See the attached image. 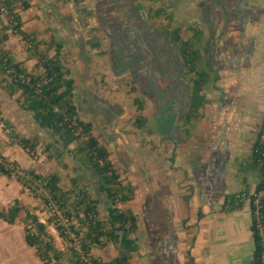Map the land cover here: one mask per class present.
I'll list each match as a JSON object with an SVG mask.
<instances>
[{"label":"crops","instance_id":"crops-1","mask_svg":"<svg viewBox=\"0 0 264 264\" xmlns=\"http://www.w3.org/2000/svg\"><path fill=\"white\" fill-rule=\"evenodd\" d=\"M214 1L143 0L136 7L134 0H29L30 7L21 11L26 31L62 44L60 59L74 79L80 118L93 123L123 183L134 186L133 198L124 204L138 218L139 250L132 264H246L252 258L249 195L258 173L249 166L257 136L249 127L264 116L262 100L226 95L229 84L243 92L245 81L214 80L202 90L203 106L187 113L192 75L185 74L171 35L179 29L183 40L199 47L201 65L216 75L215 54L238 50L241 40L235 44L231 37L240 30L256 34L264 5ZM7 32L1 47L15 60L24 58V48L10 45L20 38ZM224 61L218 66L225 70ZM36 62L28 56L24 64L39 71ZM209 87L218 90L216 97ZM103 249L109 253L99 256L103 260L117 254L112 243ZM15 250L10 241L1 244L0 262L8 263Z\"/></svg>","mask_w":264,"mask_h":264},{"label":"trees","instance_id":"trees-1","mask_svg":"<svg viewBox=\"0 0 264 264\" xmlns=\"http://www.w3.org/2000/svg\"><path fill=\"white\" fill-rule=\"evenodd\" d=\"M29 7V0H0V15L6 19L0 29L1 79L9 80V93L12 95L18 91L20 105L31 113L39 127L49 131L51 141L44 148L48 158L58 160L68 152L72 158L80 160L94 175L101 197L87 189L82 174L70 176V186L64 188L57 172L40 174L33 168L20 167L16 161H9L0 154V174L14 177L27 187L48 214L43 221L35 211L15 198L6 209H0V219L13 224L21 218L24 241L34 249L41 264H132L139 250L138 218L124 204L133 198L134 186L130 182L123 183L110 159V152L95 135L93 123L80 118L74 102V79L60 59L62 44L54 37L48 41L38 40L36 32L23 28L21 11ZM7 31L26 44L22 52L24 58L15 60L1 47L8 38ZM171 36L186 69L185 74L192 75L187 111L190 114L205 102L202 90L210 81V73L201 65L199 47H195L191 40H183L179 29H174ZM51 49L53 54L49 55ZM28 56L37 59L39 71L24 64ZM135 101L140 109L142 104ZM0 123L10 128L9 136L28 155H35L38 136L25 137L16 132L12 123L2 117L1 110ZM249 164L257 171L258 181L249 195L253 251L246 264H264V195L259 197L257 204L254 196L264 190V116L252 143ZM230 199L233 201V196ZM49 227L57 231L66 243L65 248L56 246ZM109 243L117 249L112 258L103 260L93 254V248H104Z\"/></svg>","mask_w":264,"mask_h":264},{"label":"rangeland","instance_id":"rangeland-1","mask_svg":"<svg viewBox=\"0 0 264 264\" xmlns=\"http://www.w3.org/2000/svg\"><path fill=\"white\" fill-rule=\"evenodd\" d=\"M133 1V0H132ZM136 2V7L142 5L143 0H134ZM255 1V0H252ZM214 0L210 4L214 5ZM264 5V0H261ZM260 13V14H259ZM33 16L32 11H26L24 16ZM3 17V15H2ZM1 18V17H0ZM4 18V17H3ZM31 17H28L25 21L26 28L30 29L31 26ZM258 24L256 25V34H253L251 30L247 31V34L243 35V30L241 34L231 37L233 42L238 43L240 41V47L235 52L227 53V50L218 49L217 51L221 53L219 57L216 56L215 50L213 54L214 64L211 66L216 71V75H210V81H208V86H211L214 80L221 82L222 84L228 81L232 82H246L248 83L247 89H244L243 92L237 88L227 86L224 90L226 95H235L237 92L241 96H246L247 98L257 95L262 100L261 112L264 113V9L260 12L258 11L257 16ZM3 25V21H0V29ZM252 30H254L252 28ZM237 39V40H236ZM10 45L17 46L20 45L21 48H26V44L18 38H13ZM210 47V43H208ZM204 46L202 49L204 50ZM217 52V53H218ZM229 54V55H228ZM236 54L239 59L238 61L232 60L233 55ZM218 55V54H217ZM230 58V59H229ZM225 60V61H224ZM230 60V63H229ZM223 61L227 63V68L224 70L222 67L219 68L218 65H222ZM230 67V68H229ZM219 68V69H218ZM225 72V73H224ZM9 80L3 81L0 80V107L2 114L5 115L7 120H11L13 129L25 137L38 136V144L36 147V153L34 156H30L27 152L9 136L10 128H7L4 124L0 123V154L4 156L9 161H16L20 167L23 168H33L40 174H48L51 172H57L61 177V185L64 188L70 186L69 178L77 174H82L83 179L87 182L86 186L89 191L92 192L97 197H101V194L98 191V186L94 175L88 170L85 164H82L80 160H75L71 157L70 153L66 152L64 155L58 159L48 158V152L45 151V146L51 141L50 135L44 129H37V124L34 119L29 115V112L21 107H17L16 101L21 100L19 92L15 91L12 95L9 93ZM244 82V83H245ZM233 84V83H232ZM226 86V85H225ZM207 91L211 96L216 97L218 90L207 88ZM213 93V95H212ZM228 93V94H227ZM256 97V98H257ZM4 115H2L4 117ZM4 117V118H5ZM261 115H259L254 124H251L249 129L253 136L258 134V131L261 128L262 124ZM37 134V135H36ZM1 160V157H0ZM18 187H16V185ZM17 198L22 201L27 208L32 211H35L43 221L47 217V212L45 211L43 204L40 203L38 198L33 196V193L29 191L27 187L18 182L14 177H6L0 174V209H6L10 204L13 203V200ZM104 215V211L102 210ZM23 216V214H22ZM24 223L19 217L15 223L8 224L7 222L0 219V246L4 245L5 241H10L13 244V247L16 248L15 254H12L7 260L6 264H41L39 259L34 254V249L31 247H26L24 242ZM55 238V244L58 248H65L66 243L62 241L59 237L56 230L53 227H49ZM22 242V243H21ZM3 247V246H2ZM96 254L103 257L105 254H109L106 249L96 248L94 250ZM14 252V251H13ZM0 264H2L0 262Z\"/></svg>","mask_w":264,"mask_h":264},{"label":"built area","instance_id":"built-area-1","mask_svg":"<svg viewBox=\"0 0 264 264\" xmlns=\"http://www.w3.org/2000/svg\"><path fill=\"white\" fill-rule=\"evenodd\" d=\"M262 195H264V190L260 191L257 195L254 194L256 204H257V202H258L259 197L262 196ZM243 196H244V193H243V194H242V193H237L236 196H235V198H236V199H239V198H241V197H243Z\"/></svg>","mask_w":264,"mask_h":264}]
</instances>
